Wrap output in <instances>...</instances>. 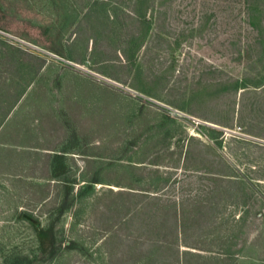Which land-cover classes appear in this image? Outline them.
<instances>
[{
  "label": "rangeland",
  "instance_id": "1",
  "mask_svg": "<svg viewBox=\"0 0 264 264\" xmlns=\"http://www.w3.org/2000/svg\"><path fill=\"white\" fill-rule=\"evenodd\" d=\"M252 16L247 0H0V264H264Z\"/></svg>",
  "mask_w": 264,
  "mask_h": 264
},
{
  "label": "trees",
  "instance_id": "2",
  "mask_svg": "<svg viewBox=\"0 0 264 264\" xmlns=\"http://www.w3.org/2000/svg\"><path fill=\"white\" fill-rule=\"evenodd\" d=\"M247 2H249L250 10L255 11L258 14L257 17L255 16L254 17L252 16V17L255 18V20L256 19L262 20L264 18V0H247ZM261 32H264V28H261ZM66 153H67L66 150H62V151H58L53 156L52 175L54 178L60 179L66 176L69 170V166L66 163ZM72 191H73L72 185L67 183L64 187V195L62 197V200L60 204L55 208V211L57 212L58 216H62L73 205L74 197L71 195ZM50 229L51 227H49V230ZM23 262L24 261L22 260V258L21 259L18 258V259L11 261L9 264H23ZM28 263H32V261H29Z\"/></svg>",
  "mask_w": 264,
  "mask_h": 264
},
{
  "label": "crops",
  "instance_id": "3",
  "mask_svg": "<svg viewBox=\"0 0 264 264\" xmlns=\"http://www.w3.org/2000/svg\"><path fill=\"white\" fill-rule=\"evenodd\" d=\"M66 155H68V152L66 153ZM68 165V164H67ZM51 171H52V165H51ZM123 188H125L123 186ZM153 196H156V195H153ZM167 203V202H166ZM170 208L167 209V213H169L171 216H173L171 219L173 220V230L171 231L170 233V237H173L174 239H178L180 238V240L182 239V222L180 223L179 221H181V217H182V214L183 212H181V206H179L180 202L179 201H174V202H171L170 201ZM172 207V208H171ZM174 213V214H173ZM177 219V220H176ZM175 221L180 224L178 225L177 223H175ZM172 239V240H174ZM167 240V239H166ZM171 240V241H172ZM169 242V241H168ZM181 246H184V245H181ZM181 246H180V249H181ZM189 250L185 249V252H187ZM181 252V250H180ZM199 253V252H198ZM180 258V257H179ZM184 257H181V259H183Z\"/></svg>",
  "mask_w": 264,
  "mask_h": 264
}]
</instances>
